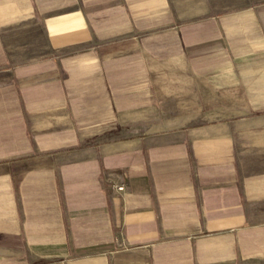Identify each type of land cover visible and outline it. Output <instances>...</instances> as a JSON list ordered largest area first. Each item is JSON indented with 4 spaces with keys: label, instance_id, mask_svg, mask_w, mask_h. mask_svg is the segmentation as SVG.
<instances>
[{
    "label": "crops",
    "instance_id": "crops-1",
    "mask_svg": "<svg viewBox=\"0 0 264 264\" xmlns=\"http://www.w3.org/2000/svg\"><path fill=\"white\" fill-rule=\"evenodd\" d=\"M237 4L0 0V264H264V61L194 8Z\"/></svg>",
    "mask_w": 264,
    "mask_h": 264
},
{
    "label": "rangeland",
    "instance_id": "rangeland-1",
    "mask_svg": "<svg viewBox=\"0 0 264 264\" xmlns=\"http://www.w3.org/2000/svg\"><path fill=\"white\" fill-rule=\"evenodd\" d=\"M237 2H256L254 5H220V6H197L194 7L200 18H206L211 14H228L234 17L229 23L233 30L232 41L239 51H247L243 41L250 43L253 61H264V0H236ZM191 8V7H190ZM235 31V32H234ZM246 49V50H245ZM261 105L258 101H252V112H262L258 108ZM249 109H237L238 114H244Z\"/></svg>",
    "mask_w": 264,
    "mask_h": 264
},
{
    "label": "built area",
    "instance_id": "built-area-1",
    "mask_svg": "<svg viewBox=\"0 0 264 264\" xmlns=\"http://www.w3.org/2000/svg\"><path fill=\"white\" fill-rule=\"evenodd\" d=\"M118 189H119L120 191H122V190L124 189V187L120 186V187H118Z\"/></svg>",
    "mask_w": 264,
    "mask_h": 264
}]
</instances>
